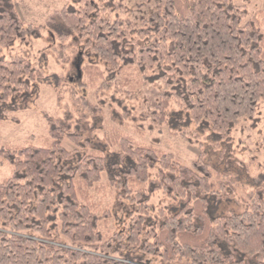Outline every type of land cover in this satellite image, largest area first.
Wrapping results in <instances>:
<instances>
[{"label": "trees", "instance_id": "obj_1", "mask_svg": "<svg viewBox=\"0 0 264 264\" xmlns=\"http://www.w3.org/2000/svg\"><path fill=\"white\" fill-rule=\"evenodd\" d=\"M236 1L153 0L154 10L134 20L124 17V0L80 1L41 27L0 0V123H16L10 115L36 103L46 77L34 50L47 34L57 67L76 70L75 83L88 90L109 89L132 67L161 82L150 129L187 139L184 117L229 139L264 101V34ZM78 99L91 122L102 120L103 101ZM112 114L119 126L129 119ZM45 119L44 145L0 142L11 168L0 181V264H264V186L237 199L231 179L214 181L204 153L185 166L117 132L84 140L69 115ZM103 175L132 208L127 227L111 234L101 232L106 215L90 199ZM231 202L242 210H226Z\"/></svg>", "mask_w": 264, "mask_h": 264}, {"label": "rangeland", "instance_id": "obj_2", "mask_svg": "<svg viewBox=\"0 0 264 264\" xmlns=\"http://www.w3.org/2000/svg\"><path fill=\"white\" fill-rule=\"evenodd\" d=\"M80 1L85 3L92 0H13V4L23 23L43 27L47 20L58 16L57 13H61L63 9L81 6ZM236 4L248 10V19L257 17L264 34L263 0H237ZM123 5L126 9L124 17L128 15L132 20L147 16L154 10L153 0H124ZM41 39L35 44L34 54L39 59L46 82L41 86L33 107L10 115L17 119L16 123H0L2 145L21 146L29 142L36 146L44 145L48 129L45 115L51 118L69 115L80 126L78 133H81L82 138L94 144H99L102 134L117 132L131 136L140 145L153 146L171 154L185 166H190L200 153H204V160L212 168L214 181L231 179L237 199H244L249 192L264 186V101L259 103L254 118L241 121L226 140L219 139L210 127L188 123L184 117L181 124L187 123L182 127L187 139L167 126L150 129L146 117L157 101L161 82H147L132 67L125 69L109 89L100 92L97 88L88 90L84 85L75 83L76 70L68 69L67 72H62L57 67L54 54L56 50L50 44L48 35L44 34ZM10 53L11 50L5 52V55ZM41 54L46 56L41 57ZM79 67L80 65L77 69L80 72ZM100 68L103 70V67ZM59 80L61 83L55 92L54 86ZM125 81H130V84ZM84 94L92 105L104 102L100 122H91V114L85 116V109L83 110L78 99ZM177 109L178 106L174 105L173 110ZM113 111L118 113V116L128 113L129 119L123 126L114 121L118 120V117L113 118ZM64 147L68 151L75 149L74 145L67 141ZM10 172L11 168L0 161V181L8 177ZM90 195L96 214L100 217L106 215L100 225L103 234H111L127 227L131 205L118 197L108 185L105 175L95 188L90 190ZM152 203L158 207L161 200L154 196ZM225 206L226 210L234 212L242 210L232 202ZM53 241L57 244L65 242L61 238H55Z\"/></svg>", "mask_w": 264, "mask_h": 264}]
</instances>
